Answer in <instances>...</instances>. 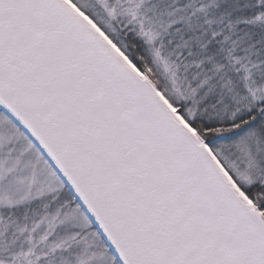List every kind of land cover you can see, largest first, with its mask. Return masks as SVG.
Returning a JSON list of instances; mask_svg holds the SVG:
<instances>
[{
	"label": "water",
	"instance_id": "1",
	"mask_svg": "<svg viewBox=\"0 0 264 264\" xmlns=\"http://www.w3.org/2000/svg\"><path fill=\"white\" fill-rule=\"evenodd\" d=\"M0 108L118 264H264V218L70 0H0Z\"/></svg>",
	"mask_w": 264,
	"mask_h": 264
},
{
	"label": "trees",
	"instance_id": "2",
	"mask_svg": "<svg viewBox=\"0 0 264 264\" xmlns=\"http://www.w3.org/2000/svg\"><path fill=\"white\" fill-rule=\"evenodd\" d=\"M71 1L148 77L197 136L209 146L264 217V180L256 177L246 183L241 181L226 159L230 157L234 160L238 156L235 151L238 143L254 131L264 128V101L254 100L245 88H231L225 84L237 81L235 76L241 74L240 70L232 72L239 54L229 52V41L220 44L210 36L212 25H218L226 32L229 22L240 21L241 24L231 30L232 36L241 35L247 30L251 32L250 41L262 50L257 56H250L257 63L259 77L256 76V79H264V20L246 24L257 16H264V0H227L218 8L207 6L204 11L195 9L199 0H141L143 4L138 15L123 10L121 2L114 6H120V9H116L110 3H107L108 7H105L106 3L103 7L97 0ZM162 9L167 10L165 22L157 26L155 38H148L147 21L154 19V23ZM213 15L212 21H209ZM226 78L229 81L225 82ZM0 117L12 126L17 136L27 140L30 148H36L1 108ZM46 162L50 176L59 180L60 189L65 191L69 201L59 207V211L56 208V212L48 218L51 213L49 207L57 203V198L42 197L41 204L46 207L43 230L30 229L27 220L26 224H22L23 243L20 246L9 244L10 251L0 259V264H47L51 257L58 255L63 259L61 264H118L88 217L91 244L85 243L80 235L71 236L65 242L51 240L55 230L68 220L64 209L74 206L76 211L85 212L55 169ZM42 188L43 192L47 189L46 186ZM28 191L29 195L31 187ZM38 197L41 196L37 195L36 199ZM4 205L6 208L2 209L0 203V240L8 243L4 237L5 222L11 218L9 215L13 206L9 200ZM96 253L104 257L105 262L100 263V259L95 257Z\"/></svg>",
	"mask_w": 264,
	"mask_h": 264
},
{
	"label": "rangeland",
	"instance_id": "3",
	"mask_svg": "<svg viewBox=\"0 0 264 264\" xmlns=\"http://www.w3.org/2000/svg\"><path fill=\"white\" fill-rule=\"evenodd\" d=\"M103 7H108L107 3H110L113 7L118 3L124 5L125 11L132 14H140V6L143 4L141 0H97ZM227 0H199L198 6L195 8L196 11H204L207 6L220 7ZM127 3V4H124ZM120 9V6L114 7ZM153 23L154 19L147 21L148 27L147 37L155 38L157 33V26L160 27L165 21L166 9L161 10ZM214 15L209 18L212 21ZM258 20H264V16H257L248 23L258 22ZM237 24H241L240 21H231L226 26V30H222L218 25L211 26L210 36L216 38V41L220 44L229 41L231 43L230 53L239 56L232 68V72L241 71L239 76H235L237 81H233L227 86L233 88L235 86L240 89H246L251 97L257 101H264V79L257 78L259 73L256 71L257 63L250 56H256L262 51L256 43L251 42V32L245 31L241 35L232 36L233 28ZM262 77V74H260ZM229 81L227 78L225 82ZM185 90H187L185 86ZM0 203H2V209L6 208L5 201L9 202L13 206V211L10 212L11 218H9L5 225L6 229L4 237L8 243H4L0 240V259L4 257L10 250L9 244L21 245L23 243V235L21 230L23 229L22 224H26L28 220L29 228L34 227L37 230H43L46 220L44 218L45 208L41 204L42 197L57 198V203L53 206L50 205L52 216L61 209L59 207L66 205L68 197H66L65 191L60 189V182L57 178L54 180L53 176H50V171L47 167V160L42 158L36 148L28 145L25 138L17 136L12 126L5 122L0 117ZM4 121V122H3ZM238 156L231 159L226 158L228 165L235 172L236 177L241 181L249 182L256 177H260V180H264V128L254 131L242 140L235 147ZM31 183V184H30ZM46 186L45 192H43L42 186ZM31 187V192L28 195V190ZM38 197L36 199V197ZM55 210V211H54ZM65 216L67 215L68 220L59 226L54 234L51 236V240H60L61 242L67 241L71 236L80 235L81 238L85 239V243L91 240L88 236L89 227L87 223V216L84 213L78 212L74 209V206H68L66 209ZM75 210V211H74ZM65 254H69L66 252ZM96 259H100V263L105 262V258L101 255L98 256L96 253ZM102 257V258H100ZM68 258V255H65ZM63 261L61 255L51 257L47 264H61ZM46 264V263H44Z\"/></svg>",
	"mask_w": 264,
	"mask_h": 264
}]
</instances>
